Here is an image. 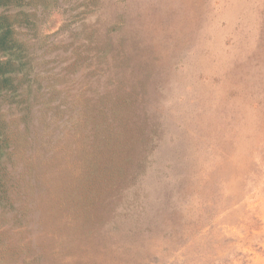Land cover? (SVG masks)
<instances>
[{
  "label": "rangeland",
  "instance_id": "374dc122",
  "mask_svg": "<svg viewBox=\"0 0 264 264\" xmlns=\"http://www.w3.org/2000/svg\"><path fill=\"white\" fill-rule=\"evenodd\" d=\"M0 14V264H264V0Z\"/></svg>",
  "mask_w": 264,
  "mask_h": 264
},
{
  "label": "trees",
  "instance_id": "16d2710c",
  "mask_svg": "<svg viewBox=\"0 0 264 264\" xmlns=\"http://www.w3.org/2000/svg\"><path fill=\"white\" fill-rule=\"evenodd\" d=\"M22 0H0V7H10V6H21ZM17 16H14L11 18L10 16L2 15L0 14V53L1 54H8L12 55L14 50H17L20 47L19 43H16L15 38L13 37V32L15 28V23ZM10 52V53H9ZM18 51H14V54ZM20 59V57H19ZM13 59L11 57H8L5 60L0 59V96H4L9 94L11 96L10 98H14L16 96H19L22 98L23 94L22 92L16 94V91L18 90V83L14 84V80L16 78L17 73L21 71V69L15 64H13ZM23 77V75H22ZM21 77V79H22ZM20 80V79H19ZM12 94H14L12 96ZM29 99L22 98L21 100H14V102L17 105V110L20 113L21 118H26L27 115H29ZM0 116V150L6 149L7 146L5 144V137L2 136V128L3 122L1 121ZM6 152V150H5ZM2 156V153H0V158ZM1 164V161H0ZM4 185V184H3ZM5 189L2 187V190ZM4 202L2 200L1 190H0V206H3Z\"/></svg>",
  "mask_w": 264,
  "mask_h": 264
}]
</instances>
